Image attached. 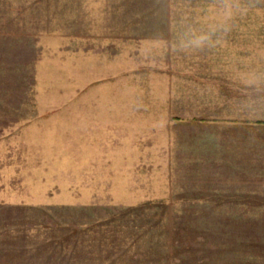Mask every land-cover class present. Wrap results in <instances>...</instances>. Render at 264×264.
Returning a JSON list of instances; mask_svg holds the SVG:
<instances>
[{
    "label": "rangeland",
    "instance_id": "obj_1",
    "mask_svg": "<svg viewBox=\"0 0 264 264\" xmlns=\"http://www.w3.org/2000/svg\"><path fill=\"white\" fill-rule=\"evenodd\" d=\"M263 87L264 0H0V264H264L189 190Z\"/></svg>",
    "mask_w": 264,
    "mask_h": 264
},
{
    "label": "crops",
    "instance_id": "obj_2",
    "mask_svg": "<svg viewBox=\"0 0 264 264\" xmlns=\"http://www.w3.org/2000/svg\"><path fill=\"white\" fill-rule=\"evenodd\" d=\"M254 92L261 100L240 107L233 120L208 128V161L214 165L189 187L224 200L223 207L239 209L228 213L264 215V87Z\"/></svg>",
    "mask_w": 264,
    "mask_h": 264
}]
</instances>
